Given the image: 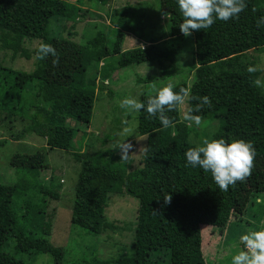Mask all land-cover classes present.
<instances>
[{"label":"trees","instance_id":"16d2710c","mask_svg":"<svg viewBox=\"0 0 264 264\" xmlns=\"http://www.w3.org/2000/svg\"><path fill=\"white\" fill-rule=\"evenodd\" d=\"M72 1L0 0V48L3 53L11 52L13 57L17 55L25 60L36 59L37 48L31 50L27 43L38 41L52 45L56 40L52 31L54 24L71 22L75 25L86 13L81 6L93 2L108 5L113 0ZM246 3L247 7L238 19L216 20L211 27L194 31L198 38L200 32H205L200 35L204 37L211 61L194 69L188 90L193 97L208 96L212 106L205 105L196 111L200 101L190 99L187 108L191 107L193 114L200 115L203 121L211 122L212 118L220 116L219 129L213 139H225L226 142L242 139L258 149L264 143V87L253 85L254 80L260 79V72L249 73L243 57L249 51L264 49V25L257 27L256 23L264 16V0H246ZM169 5L178 7L177 0H169ZM128 15L129 8L125 7L118 17L114 15L112 27L106 26V34L100 31L80 47L79 71L69 77L67 85H55V91L45 92L42 96L46 97L44 103H48L49 108L37 103L45 84L46 58L36 59L37 68L32 73H13L0 63V111L6 116L10 117L8 111L19 101V90L26 91L31 81H36L38 86L33 97L30 125L15 137V141L43 130L50 151L71 148L74 130L65 121L89 125L97 88L96 69L102 61L120 55L125 38L122 29L134 31L125 24ZM112 34L114 44L109 46L107 37ZM160 35L155 39H144L149 43L159 42L164 39ZM150 52L136 49V63L153 62L155 58ZM177 71L168 66L163 76L170 77ZM186 123L178 122L172 127L149 132L142 166L130 172L129 166L117 156V149H100L89 156L81 152L73 154L80 160V169L73 199L70 195L68 198L72 227L84 230L87 236L97 237L108 226L104 217L109 195L125 194L137 200L132 249L121 255L116 264H204L200 228L210 227L211 232L217 230L222 237L231 216H244L251 199L264 194L259 187L245 188L250 177L229 186L227 191H220L210 173L199 167L185 166L184 152L196 147L188 140ZM109 141L107 137L103 144ZM4 144L0 142L1 146ZM25 169V175L16 183L0 184V264H28L18 256L30 253L47 255L53 264H69L62 247L37 235V231H48L49 227L41 226L36 221L39 217H32L33 213L40 215L39 209L25 205L21 211L14 206V201L30 192L56 202L61 197L53 184L37 181V167ZM165 193L172 196L167 205L163 201ZM79 260L75 264H110V261L100 260L95 253Z\"/></svg>","mask_w":264,"mask_h":264},{"label":"rangeland","instance_id":"374dc122","mask_svg":"<svg viewBox=\"0 0 264 264\" xmlns=\"http://www.w3.org/2000/svg\"><path fill=\"white\" fill-rule=\"evenodd\" d=\"M68 2L73 3L72 0ZM81 7L86 13L75 25L71 22L64 24L58 22L52 27L56 35L52 46L59 54V63H53L55 57L46 58L45 84L42 95L37 101L44 108L50 107L48 103H44L46 99L42 97L44 93L50 94L51 91H55V85H67L69 77L79 71L80 47L98 32L103 31L106 34L108 32L106 26L112 27V21L125 7L129 8L125 24L134 31L126 32L123 28L125 38L121 46V55L98 64L97 88L89 125L65 121L66 125L74 130L71 148L68 151H50L43 130L34 131L27 134L24 139L15 141V137L20 135L32 120L33 97L38 89L36 81H31L26 91H18L20 99L15 107L8 111L7 115L10 117L0 111V142H5L4 145H0V184H14L25 175V167H37V181L45 185L51 183L61 193L57 202L31 192L14 201V206L21 211L25 205L36 206L39 209L40 215L33 213L32 217H39L36 221L41 226L49 227H47L48 231L46 229L43 232L37 231V235L46 237L56 247H62L69 258V264L80 262L79 258H90L94 253L100 260L116 264L115 261L121 255L128 254L132 249L137 200L125 194L109 195L104 217L108 226L97 237L87 236L84 230L72 227L69 205L71 202L69 203L68 198L70 195V199H73V188L80 169V160L73 154L81 152L89 156L100 149L116 151V144L126 139L125 142L133 146L129 150L130 153H136L124 164L129 166V172L140 168L144 152L138 150L145 146L149 132L164 127L157 117H150L144 110L135 113L123 109L119 106V102L130 96L146 103L149 96L155 95L156 89L169 83L173 84L174 91L178 92L181 87L188 90L194 69L210 63L211 59L207 56L204 37L200 35L205 32H200L199 38L196 32L188 37L183 36L178 27L183 17L179 7L171 8L169 0H113L108 5L93 2ZM172 22L175 23L170 24ZM72 25L74 27H71ZM159 34L164 39L153 47L148 46L149 42L144 38L155 39ZM107 38L109 46H112L114 35H108ZM38 45V41L27 43V47L31 50ZM136 49L151 51L156 59L153 62L136 63L134 56ZM243 61L248 66L257 67L260 79L264 80V49L249 51L243 57ZM0 63L13 73H32L37 68L36 59L25 60L17 55L13 57L11 52L3 53L1 48ZM168 66L176 68L178 73L164 77L163 74ZM51 85L52 90H49ZM186 110L187 101L185 105L178 106L166 114L175 125L178 122H186L183 119ZM125 121L128 122L127 125ZM209 121H204L201 127H194V124L189 126V122L186 123L189 129L188 140L191 144L198 146L205 138L213 139V135L219 129L220 116L217 115L211 122ZM125 126L133 127V133L129 137L121 135ZM107 137L110 141L103 144ZM117 156L120 157L119 152ZM26 178L28 179L27 176ZM256 187L261 191L264 190V143L255 149L254 167L245 185L249 190ZM258 199L264 201V194L256 195L251 199L244 216L238 214L231 216L222 237L218 235L217 230L211 232L210 227L200 228L204 264H231L232 256L242 250L239 237L248 231L264 230V203H256ZM18 258L28 264H53L52 259L47 255L30 253Z\"/></svg>","mask_w":264,"mask_h":264},{"label":"clouds","instance_id":"9594fccd","mask_svg":"<svg viewBox=\"0 0 264 264\" xmlns=\"http://www.w3.org/2000/svg\"><path fill=\"white\" fill-rule=\"evenodd\" d=\"M177 4L183 17L178 27L185 37L190 36L194 31L211 27L216 20L238 19L239 14L247 7L246 0H177ZM256 23L257 27L264 25V16L260 17ZM48 56L56 58L53 63H59V54L56 49L51 44L41 42L36 49L35 57L37 60H42ZM247 71L254 73L258 71V68L250 65ZM253 85L264 87V81L256 79ZM173 88V84L169 83L156 89L155 95L149 96L146 103L137 98L125 97L119 102V106L135 113L144 110L150 117H157L164 128L173 125L172 119L166 113L185 105L187 100L200 101L196 111L205 105L212 106L208 96L193 97L189 90L183 87L178 92ZM183 119L189 122V126L194 124L201 127L204 123L200 115L193 114L191 107L183 113ZM124 123L127 125L128 122ZM132 133L133 127L125 126L121 135L129 137ZM125 141L126 139L118 142L116 149L119 151L120 160L127 163L136 152L130 153L129 150L133 146ZM138 151L147 152V148L143 146ZM184 157L185 166L199 167L205 173H210L219 190L227 191L229 186H234L237 182H245L251 176L255 148L250 141L246 142L242 139L226 142L225 139L205 138L201 145L187 149ZM171 200V194L165 193L164 204H170ZM256 203H264V201L258 199ZM239 242L242 250L232 256L231 264H264V230L248 231L239 237Z\"/></svg>","mask_w":264,"mask_h":264},{"label":"crops","instance_id":"0c3cea01","mask_svg":"<svg viewBox=\"0 0 264 264\" xmlns=\"http://www.w3.org/2000/svg\"><path fill=\"white\" fill-rule=\"evenodd\" d=\"M157 43H158V42L147 43V45H148V46H150V47H153V45H155V44L157 45ZM122 53L124 54V53H125V51H124V52H122ZM120 55H121V54H120ZM155 59H156V58H155Z\"/></svg>","mask_w":264,"mask_h":264}]
</instances>
